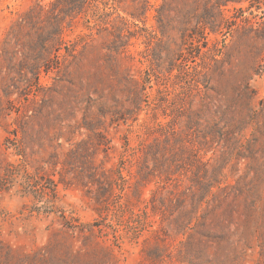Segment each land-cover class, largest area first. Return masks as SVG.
<instances>
[{"label": "rangeland", "instance_id": "obj_1", "mask_svg": "<svg viewBox=\"0 0 264 264\" xmlns=\"http://www.w3.org/2000/svg\"><path fill=\"white\" fill-rule=\"evenodd\" d=\"M53 1L0 0V264H148L142 242L159 221L148 199L179 177L193 185L190 156L221 174L213 193L236 264H264V0L214 10L164 0L165 36L150 42L163 0H150L140 29L115 21L112 2L88 0L65 26L73 57L60 51L42 89L20 62L30 19L50 29ZM201 17L216 33L183 42ZM179 150L163 173L155 159Z\"/></svg>", "mask_w": 264, "mask_h": 264}, {"label": "trees", "instance_id": "obj_2", "mask_svg": "<svg viewBox=\"0 0 264 264\" xmlns=\"http://www.w3.org/2000/svg\"><path fill=\"white\" fill-rule=\"evenodd\" d=\"M207 1H214L209 6L210 10L228 5H242L247 1L250 3L249 7L252 4L258 6L262 4L260 0H206L205 2ZM108 2H112V8L116 11L115 18L117 19L115 21L118 20L123 26L128 25L131 29L133 27L140 29L141 25L145 26L148 20L147 14L152 9L150 0H104L103 6H106ZM87 5L88 0H54L52 6H54L56 14L52 18L51 28L47 31H45L46 28L36 24L35 17L30 19V30L28 33L25 32L28 36L25 42L28 52L23 55L20 63L23 69L24 67L30 68L35 86L38 88H44L40 83L43 73L48 74L55 69H59L58 57L63 48L66 50L68 57H73L74 50L71 51V46L69 48L65 47L66 44L63 42L65 26H69L81 15L85 16ZM206 5L208 6L209 3ZM165 6L166 3L163 0L154 9L155 15L153 18L159 35L148 32V37H143L146 41L150 42V39L165 36ZM120 12L124 16L121 17ZM40 16H42L41 10L36 18ZM201 18V26H198V28L189 27L190 30L187 28L181 30L183 42L192 38L196 39L193 36L205 39L206 29L212 34L216 33L214 19L209 20L208 24L204 17ZM183 20L188 22L184 24V27L191 25L193 17H191L189 10L185 13ZM27 23L25 20L20 19V29L27 30ZM86 23L88 24V21ZM34 27L35 32L31 34ZM123 33V28L117 29V37L120 38V42L124 40L125 35ZM130 38L128 36V39ZM121 47L125 49L127 43H124ZM29 61L30 63H28ZM68 68V65L64 66V69L67 70ZM182 152V150H179V156L175 155L171 160L164 157L155 159L157 166L163 173L169 174L172 168L169 167V164L175 162L174 159L180 157ZM19 156H21V153H19ZM82 158L88 160L89 156L84 155ZM53 160L58 161V157H54ZM187 162L193 167L191 169L193 170V177H189L193 185H181V178L179 177L171 188L162 186L161 189L157 188L151 192V197L147 202L148 207L154 215L159 217V221L157 229L152 231L151 236L142 242L141 251L148 264H236L237 260L239 261V243H237V240H234V242L230 240L229 224L219 213L220 205L215 200L213 193L215 184L219 182L218 176L221 177V174L213 166L209 169L210 165L208 163L210 162L202 163L195 156L188 157ZM87 165L92 166L91 159ZM86 171L91 174V170ZM186 171L188 170L186 169ZM200 173L206 181L199 180L198 174ZM168 181L169 179L165 182ZM118 207L120 212L125 211L121 203ZM87 228L89 227L85 225L83 230ZM81 235L83 238L85 233H81ZM242 237L247 239L249 236Z\"/></svg>", "mask_w": 264, "mask_h": 264}]
</instances>
